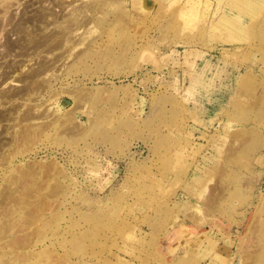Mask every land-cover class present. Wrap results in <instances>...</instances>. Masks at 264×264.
<instances>
[{"label":"rangeland","instance_id":"374dc122","mask_svg":"<svg viewBox=\"0 0 264 264\" xmlns=\"http://www.w3.org/2000/svg\"><path fill=\"white\" fill-rule=\"evenodd\" d=\"M21 2L11 12L36 0ZM102 12L30 101L4 70L51 55L0 48V264H264V0H106ZM40 168L51 177L27 201L10 181Z\"/></svg>","mask_w":264,"mask_h":264},{"label":"bare ground","instance_id":"6f19581e","mask_svg":"<svg viewBox=\"0 0 264 264\" xmlns=\"http://www.w3.org/2000/svg\"><path fill=\"white\" fill-rule=\"evenodd\" d=\"M135 1H136V3L138 2V0H135ZM12 2H13V0H12ZM105 3H106V0H101V2H98V0H78V1L77 0H46V1L45 0H43V1L36 0L35 3H33V2L28 3L27 7L24 6L25 7L24 11L23 12L21 11L20 13H18V11H19L18 8H20L24 4V3L21 2V0H18L16 3L13 2V4H11V1H5V0L2 1V0H0V7H1V9H0V48H2L1 47L2 45H4L3 48L5 47V49H6V52H5L6 55H7V53H12L13 51H16V49L18 48V49H21V50L26 51V52L27 51L28 52L32 51V53L30 52L31 55L33 53H35V54L37 53V57H38L37 59H39L41 54L46 51V52H48V54L51 55V59H52V60L51 59L47 60L46 59L47 57H46L45 59H42V60L38 61V67L37 68H35V69H30L29 68L27 70L29 72L26 71L24 74H23V71H22L23 69H22L21 72L18 73V75H15V72H17V70H19L18 67H16V68L14 67L12 69L9 68L10 69L9 72H8V70L7 71L4 70V72H6V73H4L5 76H4L3 82H5V83L7 81L9 83H14V82L17 83V81L18 82H20V81L27 82L28 84H27V86L25 88V90H26V92H27V94L29 96L28 98H26L27 101L31 100L32 91L35 90L34 84H35L36 81L43 79V82H46V84H49L51 86V82H52V79H54L53 78L54 75H57L58 73H56L55 70H54L55 74L53 72H51V74L48 75L49 74L48 72L50 70H53L52 67H55V64L60 60L59 56H55V54L59 53V52L60 53L69 52L68 53V57H71V56L74 55L73 52L75 50L82 49V46H89L90 45V43H86V38L87 37H85V35H84L85 32L82 31V28H84L87 24H93V27H95L98 24L99 25L98 27H100L101 24H103L105 22V20H106L105 19V16H106L105 13L106 12H102V14H103L102 16L101 15L99 16V13H98V12L101 11L102 6ZM112 4H111V6H113ZM15 5L16 6L18 5V8L17 7L15 8V10L17 9L18 11L16 10L17 12L15 11V13H13V12H11V9H13L14 8L13 6H15ZM188 5H190V9L192 11V9L195 6V4L193 5L192 3H189ZM1 11L3 12V14L1 13ZM186 11H188V10H186ZM186 11H185V13H186ZM88 12H91V13H94V14L92 16H89L87 14ZM108 12H109V10H108ZM184 17L186 18V20L188 19L186 14H184ZM225 19L227 21H230L231 17L225 15ZM191 21H192V19L188 23L190 24ZM109 24H110V22H109ZM91 30H92V27H91L90 31ZM4 31H7L6 32L7 34H5ZM92 32H95V31H92ZM3 34L4 35H9L10 34L12 36L20 35V36H17L15 38L7 36L5 42L2 43L1 35H3ZM3 50H2V52H3ZM82 50H79L80 52L77 51V54L81 53ZM3 54L4 53H2V55ZM2 55H0V56H2ZM3 56H5V55H3ZM2 57H0V58H2ZM61 57H62V54H61ZM68 57H66V58H68ZM77 58H79V55H77ZM33 60H35L34 56L30 59V61H33ZM71 62H72V60H71ZM72 66H73V64H72ZM25 67H24V69H25ZM72 68H71V70H72ZM41 76H43L42 79H40ZM57 76H59V74ZM46 79H48V80H46ZM20 93L23 94L22 92L13 93L11 95V97L17 96ZM11 100H13V99H11ZM78 100L80 101L81 99H78ZM56 102H57V100H55L53 102V104L56 103ZM74 108H75V106H74ZM13 110L14 111L11 112L10 114L18 113L20 111L19 109L16 108V106L13 108ZM54 113L55 114L59 113V115H60L59 107L57 108V111H55V108L53 109L52 115H54ZM67 114H69V112L68 113H64V114H62L60 116L57 114V116L54 117V118L58 120L59 118H61V116H63V115L66 116ZM38 116H39V118H41L39 114L36 115L33 112L27 113V118H30V119H34V118H36ZM67 117H68V115H67ZM0 118H3V116L0 117ZM67 121H68V119H67ZM52 123H53V121L51 120L49 125H51ZM64 123H66V120H65ZM76 127H79V126H76ZM43 130L44 129H42V131ZM29 131L30 130H28V131L24 130V133L22 135V139H23L24 142L27 141L28 143H30V141H28V140L31 137L35 136L34 132L30 133ZM44 131H46V130H44ZM27 132H29V133H27ZM14 134H15V140H16V145H17L20 141H22V139H19L20 134L18 133V131H15ZM39 134L40 133H38V135ZM33 140H35V139L33 138ZM25 145H26V143H25ZM2 160H3V158H2ZM44 170H47L48 173L50 171L49 169H46V168L45 169H43V168L31 169V170H27V171H23V172L17 171V172H19V174L21 172V174L19 176H17V178H15L13 180L11 179L12 178L11 177L10 179L12 181H10V182H12V184L15 183L14 185L18 184V186H20V190L22 189L21 193L25 194L24 196L22 194L23 198L27 199V198L30 197L29 200H31L32 199L31 198L32 191H33V195H34V191L35 190H36L35 194H37L39 192L38 188L41 189L42 186L44 185V183L43 184H40V183L42 181H44V180L46 181V179H44V177H48L49 176L48 174L45 173ZM45 174H46V176H45ZM13 177H16V176L13 175ZM49 177H51V176H49ZM29 179H31L33 181L32 182L33 184L35 183V187H32L33 188L32 190L30 188H28V187L21 188L22 185H20V184H22V183H20V182L23 181V180L27 181ZM49 180H50V178H49ZM49 180H47V181H49ZM29 182L31 184L30 180H29ZM29 182H27V183H29ZM37 183H38V185H36ZM46 183H45L44 186H46ZM12 184H9V185L7 184V185L10 187V185H12ZM39 184L41 186H39ZM18 186H15V188H13V189H12V186H11V188H8V190H7V188H5L7 190V191H5V193L8 192L6 194H8V195L10 194V195H14L15 196L19 192V187ZM23 186H24V183H23ZM25 186H26V183H25ZM37 186H39V187H37ZM44 186H43V188H44ZM53 189H54V187H53ZM63 191H66V190L64 189ZM41 192H42V190H41ZM47 196L48 195H46L45 197H47ZM15 197H16L15 198L16 201L13 200V202H17V199L19 198V196H15ZM36 197H37V199L39 198V196H36ZM48 197H50V196H48ZM9 198H11V196ZM41 199H39V201ZM43 199H44V197H43ZM21 201H20V203L23 202V201L22 202ZM27 201H28V199H27ZM42 201L39 202L38 204H41ZM44 201L47 202L46 199H44ZM20 203L18 201L17 204H20ZM34 203L36 204L37 201L34 202ZM24 204H26L25 206L28 207L30 203L28 204L25 201ZM24 204L22 203V205H24ZM27 204H28V206H27ZM14 205H16V203ZM41 205L40 206L38 205L37 208L38 207H42ZM30 207H32V206L30 205ZM13 208H14V206H13ZM32 208H34V206ZM32 208H31V213L35 211V210H32ZM41 209H42V211H39L40 213L43 212V207ZM28 210H30V209H28ZM36 211L38 213V209ZM35 212L32 215H35ZM1 213L2 212H0V214ZM30 217L32 219V216H30ZM0 228H2V227H0ZM190 229L191 228H189L188 230L184 229V228L180 229V233L182 234V237L184 238L183 240H185V238H189L192 235H194L193 232L190 231ZM191 230H193V229H191ZM185 241L181 244V246H186V242ZM190 244H192V243H190Z\"/></svg>","mask_w":264,"mask_h":264}]
</instances>
